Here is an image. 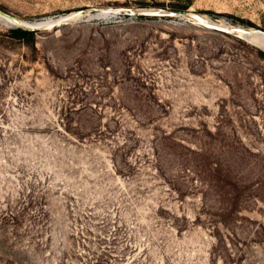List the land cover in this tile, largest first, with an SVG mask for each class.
Returning <instances> with one entry per match:
<instances>
[{
    "label": "rangeland",
    "instance_id": "obj_1",
    "mask_svg": "<svg viewBox=\"0 0 264 264\" xmlns=\"http://www.w3.org/2000/svg\"><path fill=\"white\" fill-rule=\"evenodd\" d=\"M0 264H264V0H0Z\"/></svg>",
    "mask_w": 264,
    "mask_h": 264
},
{
    "label": "trees",
    "instance_id": "obj_2",
    "mask_svg": "<svg viewBox=\"0 0 264 264\" xmlns=\"http://www.w3.org/2000/svg\"><path fill=\"white\" fill-rule=\"evenodd\" d=\"M26 32L29 33L30 31H27V30H25V29L22 30V32L19 31V33H23V34L26 33Z\"/></svg>",
    "mask_w": 264,
    "mask_h": 264
}]
</instances>
